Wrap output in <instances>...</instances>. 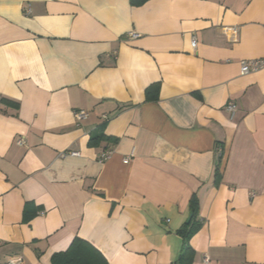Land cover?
Masks as SVG:
<instances>
[{"label":"crops","instance_id":"obj_1","mask_svg":"<svg viewBox=\"0 0 264 264\" xmlns=\"http://www.w3.org/2000/svg\"><path fill=\"white\" fill-rule=\"evenodd\" d=\"M259 58L264 0H0V264H180L195 196L193 264H264Z\"/></svg>","mask_w":264,"mask_h":264},{"label":"trees","instance_id":"obj_2","mask_svg":"<svg viewBox=\"0 0 264 264\" xmlns=\"http://www.w3.org/2000/svg\"><path fill=\"white\" fill-rule=\"evenodd\" d=\"M134 4H141L147 0H132ZM159 85L150 86L146 91L148 100L156 101L158 98ZM4 103L11 101L3 100ZM106 139L103 127H100L95 134L90 138V144L100 143ZM220 180L219 173L215 177V184ZM191 215L190 224H186L179 231L178 235L183 240L182 250L178 262L180 264H193L195 250L191 245L193 236L202 228L203 221L199 218L200 205L197 197L191 200ZM52 264H109L106 257L90 242L76 237L70 247L63 252L53 255Z\"/></svg>","mask_w":264,"mask_h":264},{"label":"built area","instance_id":"obj_3","mask_svg":"<svg viewBox=\"0 0 264 264\" xmlns=\"http://www.w3.org/2000/svg\"><path fill=\"white\" fill-rule=\"evenodd\" d=\"M129 36L131 39H135L137 37V34L131 33ZM192 47L194 49H196L197 47L196 37H193L192 39ZM240 67H241L242 75H247L250 73L262 71L264 70V58L252 59L248 61H241ZM226 109L233 115L236 111V105L232 102H229L226 106ZM74 116H75V120L77 124H80L82 121L86 120L89 117V113L85 110H80V111L75 112ZM16 143L19 146H23L25 145V140L23 138H18ZM67 155L79 156L80 153L77 151H68V152L62 153L61 157H66ZM109 157H110V152H105L102 155V161L109 159ZM131 157L132 155L126 157L124 160V163L129 164ZM22 263H23V259L21 257H16V258L10 259L6 264H22ZM204 263L209 264V260L205 259Z\"/></svg>","mask_w":264,"mask_h":264},{"label":"water","instance_id":"obj_4","mask_svg":"<svg viewBox=\"0 0 264 264\" xmlns=\"http://www.w3.org/2000/svg\"><path fill=\"white\" fill-rule=\"evenodd\" d=\"M191 220H192V217L188 220L187 224H190Z\"/></svg>","mask_w":264,"mask_h":264}]
</instances>
